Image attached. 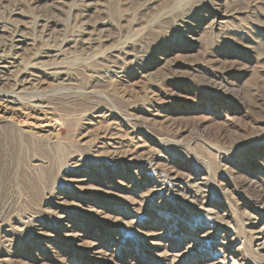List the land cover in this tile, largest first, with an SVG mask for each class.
I'll return each mask as SVG.
<instances>
[{
	"label": "rangeland",
	"instance_id": "rangeland-1",
	"mask_svg": "<svg viewBox=\"0 0 264 264\" xmlns=\"http://www.w3.org/2000/svg\"><path fill=\"white\" fill-rule=\"evenodd\" d=\"M65 2L67 80L0 103V264H264V0ZM95 3L110 42L64 48Z\"/></svg>",
	"mask_w": 264,
	"mask_h": 264
},
{
	"label": "bare ground",
	"instance_id": "bare-ground-1",
	"mask_svg": "<svg viewBox=\"0 0 264 264\" xmlns=\"http://www.w3.org/2000/svg\"><path fill=\"white\" fill-rule=\"evenodd\" d=\"M65 1L66 0H34L33 4L37 6H46L48 12L47 10L42 12L40 16L35 17L33 21L30 16L17 7L11 9L9 11L10 14L7 15L0 4V85L11 80L16 87V90L11 92L0 90V103L4 105V109L17 111L20 107H23L17 97V89L24 91L29 87H35L43 82V78L54 79L57 77V80L63 82L67 80L68 73L66 72L67 70H63L62 65L65 64L64 60L68 59L70 53L66 55L61 49L57 50L55 49L56 46L52 45V42L59 37V33L53 30L55 18H53V15L52 17L49 15V12L55 8L56 5L67 7L68 2ZM101 7L102 4L95 3L93 6H87L84 10L79 12L81 13L80 27L75 33L73 40L68 41L64 39L62 41L64 48L72 49V46L77 43L80 47L88 51H95L110 42L108 37L102 35L107 26L106 21H95L93 19L94 14L97 15L101 12ZM165 12L166 11L163 13ZM100 33L101 36L99 35ZM70 57H72V55ZM26 106L27 107L24 108L36 114L43 115L44 111L47 110V106L42 102H32L30 105ZM109 116L111 117L112 113H110L107 118ZM153 141L155 144H159L157 140ZM170 177L174 182L181 179L178 175H170ZM163 186L164 187L160 190L165 189L166 186ZM195 186L197 190L200 189L199 186ZM184 196L187 199L190 198L187 197L186 194H184ZM261 200L264 202V196H262ZM263 235L264 233L261 231L258 239H262Z\"/></svg>",
	"mask_w": 264,
	"mask_h": 264
}]
</instances>
